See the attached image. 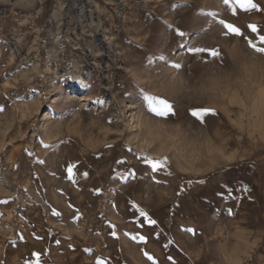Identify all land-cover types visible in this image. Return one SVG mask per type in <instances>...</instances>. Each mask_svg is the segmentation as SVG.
<instances>
[{"label":"rangeland","instance_id":"1","mask_svg":"<svg viewBox=\"0 0 264 264\" xmlns=\"http://www.w3.org/2000/svg\"><path fill=\"white\" fill-rule=\"evenodd\" d=\"M253 3L0 0V264H109L153 200L219 201L233 159L263 161Z\"/></svg>","mask_w":264,"mask_h":264},{"label":"crops","instance_id":"2","mask_svg":"<svg viewBox=\"0 0 264 264\" xmlns=\"http://www.w3.org/2000/svg\"><path fill=\"white\" fill-rule=\"evenodd\" d=\"M257 155L223 170L219 201L153 200L151 215L134 218L135 231L125 233L137 239V252L109 254V264H264V156ZM225 208L234 210L227 219L219 214ZM122 218L132 228L133 217ZM223 220L230 230H218Z\"/></svg>","mask_w":264,"mask_h":264},{"label":"snow or ice","instance_id":"3","mask_svg":"<svg viewBox=\"0 0 264 264\" xmlns=\"http://www.w3.org/2000/svg\"><path fill=\"white\" fill-rule=\"evenodd\" d=\"M239 3H241L242 5L246 6L247 10H252L255 9L257 11H259L260 9L258 8V5L256 3H253V0H238ZM226 28L229 29V31L235 35H240L241 34V30L238 27H234L232 24H227L225 25ZM248 27L251 29V31L253 33L257 32V26L253 25V24H249ZM261 42L264 43V36L260 37ZM250 45L257 51L260 53H264V48L262 47H256L255 44H251ZM213 56L218 55L216 52L212 53ZM148 102H149V110L154 113L157 116H166L169 113L173 112V105L168 102L166 99H162V98H158V97H152L149 96L147 97ZM208 114H215L214 109H210V108H202L198 111H193L192 115L198 117L199 119L203 120V117L208 115ZM159 167L158 164H153V170H156ZM143 214V213H142ZM151 223H155V221H150ZM141 239L143 240L144 238L141 237ZM151 259V257H149Z\"/></svg>","mask_w":264,"mask_h":264}]
</instances>
